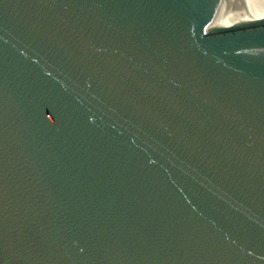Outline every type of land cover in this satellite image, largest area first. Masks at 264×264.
Segmentation results:
<instances>
[{
	"label": "water",
	"instance_id": "obj_1",
	"mask_svg": "<svg viewBox=\"0 0 264 264\" xmlns=\"http://www.w3.org/2000/svg\"><path fill=\"white\" fill-rule=\"evenodd\" d=\"M0 264H264V10L0 0Z\"/></svg>",
	"mask_w": 264,
	"mask_h": 264
},
{
	"label": "bare ground",
	"instance_id": "obj_2",
	"mask_svg": "<svg viewBox=\"0 0 264 264\" xmlns=\"http://www.w3.org/2000/svg\"><path fill=\"white\" fill-rule=\"evenodd\" d=\"M255 2V8L264 10V0H253Z\"/></svg>",
	"mask_w": 264,
	"mask_h": 264
}]
</instances>
